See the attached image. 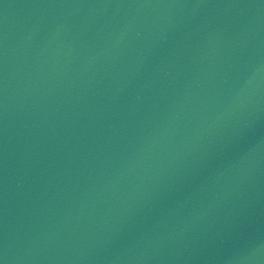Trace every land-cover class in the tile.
<instances>
[{"label": "water", "instance_id": "95a60500", "mask_svg": "<svg viewBox=\"0 0 264 264\" xmlns=\"http://www.w3.org/2000/svg\"><path fill=\"white\" fill-rule=\"evenodd\" d=\"M2 264H264V0H0Z\"/></svg>", "mask_w": 264, "mask_h": 264}, {"label": "snow or ice", "instance_id": "6c2138e0", "mask_svg": "<svg viewBox=\"0 0 264 264\" xmlns=\"http://www.w3.org/2000/svg\"><path fill=\"white\" fill-rule=\"evenodd\" d=\"M0 264H2V261H0Z\"/></svg>", "mask_w": 264, "mask_h": 264}]
</instances>
